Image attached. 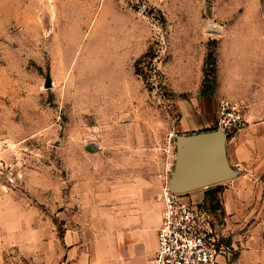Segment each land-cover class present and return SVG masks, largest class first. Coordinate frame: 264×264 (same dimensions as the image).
Returning a JSON list of instances; mask_svg holds the SVG:
<instances>
[{"label":"rangeland","instance_id":"obj_1","mask_svg":"<svg viewBox=\"0 0 264 264\" xmlns=\"http://www.w3.org/2000/svg\"><path fill=\"white\" fill-rule=\"evenodd\" d=\"M224 97L244 114L264 104V0H0V264H73L68 228L154 213L181 101L203 109L196 132ZM25 236L34 248L39 237L32 254Z\"/></svg>","mask_w":264,"mask_h":264},{"label":"crops","instance_id":"obj_2","mask_svg":"<svg viewBox=\"0 0 264 264\" xmlns=\"http://www.w3.org/2000/svg\"><path fill=\"white\" fill-rule=\"evenodd\" d=\"M250 109L244 114V126L233 130L227 141L229 162L238 173L222 183L219 195L236 250L229 259L221 257L219 264H227L231 258L233 264H264V104H252ZM181 110V133H191V125L204 124L201 106L182 100ZM206 122V126L211 124ZM163 208L162 198L154 213L106 215L100 228L92 230L85 223L79 231L68 228L60 241L67 245L73 264H154ZM38 238L34 248L29 247L32 238L25 236L21 248L32 254Z\"/></svg>","mask_w":264,"mask_h":264},{"label":"built area","instance_id":"obj_3","mask_svg":"<svg viewBox=\"0 0 264 264\" xmlns=\"http://www.w3.org/2000/svg\"><path fill=\"white\" fill-rule=\"evenodd\" d=\"M245 123L242 106L229 97L221 99L216 126L230 135ZM163 200L154 264H219L229 249L222 207H211L204 197L198 202L190 200L168 186Z\"/></svg>","mask_w":264,"mask_h":264},{"label":"water","instance_id":"obj_4","mask_svg":"<svg viewBox=\"0 0 264 264\" xmlns=\"http://www.w3.org/2000/svg\"><path fill=\"white\" fill-rule=\"evenodd\" d=\"M51 85L48 76L47 86ZM228 133L220 127L177 136V155L168 188L174 193H189L234 178L237 171L227 155Z\"/></svg>","mask_w":264,"mask_h":264},{"label":"trees","instance_id":"obj_5","mask_svg":"<svg viewBox=\"0 0 264 264\" xmlns=\"http://www.w3.org/2000/svg\"><path fill=\"white\" fill-rule=\"evenodd\" d=\"M148 55V53H146ZM216 65H217V55L214 49H210L207 52L206 58H205V68H204V82H203V93L208 94L211 91H214V76L216 72ZM209 78L212 80L210 81V85H206V81L209 80ZM146 79V76H145ZM217 126H211L208 130L215 129ZM230 136V135H229ZM223 185H216L214 187H209L206 190L205 198L209 201V204L211 207H218L221 205L219 194L222 190ZM186 194V193H185Z\"/></svg>","mask_w":264,"mask_h":264}]
</instances>
